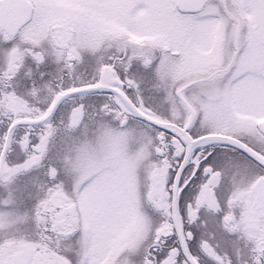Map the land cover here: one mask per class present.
<instances>
[{
    "label": "snow or ice",
    "instance_id": "1",
    "mask_svg": "<svg viewBox=\"0 0 264 264\" xmlns=\"http://www.w3.org/2000/svg\"><path fill=\"white\" fill-rule=\"evenodd\" d=\"M0 264H264V0H0Z\"/></svg>",
    "mask_w": 264,
    "mask_h": 264
}]
</instances>
